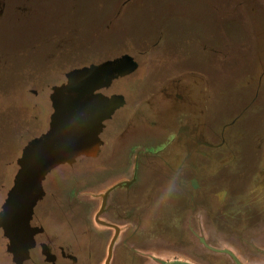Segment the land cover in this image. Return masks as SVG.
<instances>
[{"label":"rangeland","instance_id":"rangeland-1","mask_svg":"<svg viewBox=\"0 0 264 264\" xmlns=\"http://www.w3.org/2000/svg\"><path fill=\"white\" fill-rule=\"evenodd\" d=\"M125 54L137 63L136 68L114 79L112 87L104 90L108 95L123 94L125 103L119 107L118 98L115 111L96 117V122L106 120L101 138L91 126L85 130L76 125L62 134L59 131L55 139L61 142V159L78 160L56 167L44 181L47 211L61 217L76 214L74 225H78L80 236L85 228L97 234L99 239L91 256L94 264L102 260L110 236V229L93 219L103 189L111 182L127 179L125 185L115 188L109 205L100 212L103 218L120 221L144 195L153 194L150 186L167 188L170 181L164 174L170 169L172 174H180L183 159H165V155L163 159H152L150 149L157 143L150 136L161 134L152 129L164 123L160 111L171 112L179 105L189 112V119L196 118L200 110L208 111V129L204 133L195 131L194 136L212 139L229 115L252 106L249 123L258 132L250 137L244 130L242 144L248 151L256 148L257 152L247 156L258 159L257 168H264V0H0V209L24 144L64 116L53 115L52 86L64 84L66 73L73 68ZM210 60L215 63L213 73H208L206 65ZM98 110L91 109L82 120L88 114L105 111ZM247 120L240 124H248ZM142 125L145 130L141 133ZM237 132L230 129L223 141L230 159L235 157ZM61 135L63 139L58 140ZM158 138L161 142L169 140ZM125 144L127 159H116ZM96 147H101L100 155L108 159H88V150H98ZM191 149H195L193 141ZM136 156L141 159H134ZM206 172L192 175L203 185H213L206 182ZM256 176L258 172L248 175L245 171L237 181L231 177L214 182L206 193L201 188L192 190L188 180H183L193 199L197 193L203 194L198 202H203L208 193L227 189L225 221L221 225L225 231L248 238L264 233V191H247ZM171 182L180 183L177 178ZM238 193L242 202L254 199V207L245 213L230 208L231 204L236 206ZM208 199L216 204L215 194ZM60 204L69 208L62 212L57 208ZM248 213L256 217L252 227L244 223L243 214ZM58 227L51 228L55 234L60 231ZM7 229L5 232L10 227ZM24 231L30 232L27 226ZM26 240L25 244L17 242L16 248L23 251L34 246V235ZM208 240L222 244L214 234ZM7 241L0 228V264H5L9 254ZM257 246V252L263 253L264 241Z\"/></svg>","mask_w":264,"mask_h":264},{"label":"flooded vegetation","instance_id":"flooded-vegetation-1","mask_svg":"<svg viewBox=\"0 0 264 264\" xmlns=\"http://www.w3.org/2000/svg\"><path fill=\"white\" fill-rule=\"evenodd\" d=\"M210 52L213 51L210 50ZM209 59L211 58L209 57ZM190 61L193 63L192 59ZM213 63L212 60L207 61L208 73L214 72ZM104 90H96L89 98V105L98 106L99 110L95 109L98 111L105 109L104 113L88 114L86 123L82 125L85 130L91 126L96 133L98 132L100 138L102 133L106 132V120L101 119V122L99 120L98 123L96 117H102L106 115L105 112L117 109L105 98ZM252 111V106H245L242 110L233 112L235 115H229L230 119L221 123V129L214 131L216 134L214 137L211 136L212 139L204 136V139H199L196 135L194 136L195 131H201V133L206 131L208 111L204 109L198 111L194 119H189L191 116L189 112L179 105H175L171 112L160 111V116L164 119L163 127L158 128L155 125L152 130L161 133L158 136L169 138V140L161 142L158 136H150V139L157 143L150 149L152 159H163L164 155L165 159H183L179 167L180 174L176 171L172 174V169H170L168 173L164 174L170 181V184L166 185L167 188H163L160 184L150 186L153 194L146 197L144 195L136 208L128 212L120 221L103 218L100 212L109 205L115 188L125 185L127 179L117 180L118 182H114V184L111 182L103 189L100 205L95 211L93 219L97 224L109 228L110 236L99 264H171L174 260L188 261L194 264H264V252L258 253L256 250L258 249L257 244H263L264 233L252 234L246 238L240 233L225 231L224 225H221L225 221L226 213L223 202L224 196L227 195L225 193L227 189H219V192L216 191L212 195L208 193L203 202H198V198L203 194L197 193L193 199V195H188V185L184 181L188 180L192 190L201 188V191L206 193L208 188L214 186V182L231 177L235 179L233 181H237L245 171L248 175L258 172L262 180L256 176L252 179L251 186L247 191L252 194L264 191V168H257L258 159H249L247 156L257 150L255 148L248 151V147L246 149L245 144H242L244 130L250 133V137L251 134L256 136L255 133L258 132L255 130L256 126L249 123V112ZM85 115L80 111L75 113L73 118L81 120ZM246 118H248V124L241 125V121ZM68 119L67 117L60 119L58 123H53L51 128L27 140L22 148V158L17 159V170L0 209V228L10 247L7 248L9 254L5 257V264H94L91 263V256L95 250L97 239H99L97 234L85 228L84 233L80 236L78 225H74L77 215H66L65 213L61 217L56 212L50 213L47 211L48 204L44 200L46 195L44 181L47 175L60 165L72 164L78 160V158L61 159V142L57 147L55 146L58 143L56 137H51L52 139L49 141L46 139V135L51 133L57 124L68 121ZM230 129L240 132V134H235L234 145L236 146L233 159H230L231 156L223 142L227 139L226 133ZM139 130L141 133L145 130L143 125L139 127ZM263 137L264 131L261 133V138ZM192 141L195 147L193 151L191 149ZM158 144L160 145L158 146ZM90 145L89 140L87 148ZM76 147L78 148V145ZM127 147L126 144L122 146L121 155L116 156V159H127V156L124 155L127 152ZM96 148L98 150L94 148V150H88L91 151L90 154L88 152L87 156L90 157L88 159H92V157L108 159L107 156L100 155L101 147ZM78 154L81 156L83 152ZM252 156L254 158L255 154ZM137 158L141 159L138 156L134 159ZM138 166L137 162V170ZM202 171H207L206 182H211L213 185L206 183L203 185L197 176L192 175V173L197 175V172ZM136 174L137 172H135ZM172 178H177L180 183L173 184ZM129 179H132V176ZM18 180L21 182H17L16 185ZM245 183L244 180L243 186ZM214 194L217 199L216 204L212 205L208 197L214 196ZM239 195L240 193L236 195L238 198L235 201L236 206L231 204L230 208H234L237 210L236 212L245 213L246 210L249 211L248 208L254 207V199L252 202L248 199L242 202L239 198L241 195ZM55 198L58 202L59 195ZM102 205L103 207H101ZM57 208L64 212L65 208H69V205L60 204ZM249 213L248 215L243 214L244 223L249 222L248 227H252L256 217ZM195 214L196 216H194ZM14 216H16L15 220ZM193 218L196 219V223H193ZM57 224L60 231L55 234L51 228ZM83 225L85 227V224ZM25 226L30 232L24 231ZM7 227H10L9 232H5ZM212 234L217 235L222 244H212L208 240V236ZM33 235L35 239L33 247L24 249L23 246V251L16 248L17 242L25 244L26 238ZM39 238H45V242L40 241Z\"/></svg>","mask_w":264,"mask_h":264},{"label":"water","instance_id":"water-1","mask_svg":"<svg viewBox=\"0 0 264 264\" xmlns=\"http://www.w3.org/2000/svg\"><path fill=\"white\" fill-rule=\"evenodd\" d=\"M136 66L137 63L133 58L125 54L121 57L106 60L98 64H89L68 71L65 75L66 82L64 84L52 86L53 93L50 95V98L55 111L53 115L58 116L63 114V118L67 117L69 119L68 121H62L57 124V127L53 128V131L46 135V139L49 141V139H52L51 137H57L59 131L62 134L65 129L85 124L86 121L82 120V118L81 120H77L73 117L77 112L82 111L83 114H87L91 109L99 108L95 105H89L90 95L94 94L96 90L110 85L114 79L131 73ZM63 137L64 135H61L57 139L60 140L63 139ZM59 143H56L55 146L59 147ZM17 182L20 183L21 181H16V185ZM15 218L16 216H14V220ZM172 264L194 263L174 260L172 261Z\"/></svg>","mask_w":264,"mask_h":264},{"label":"crops","instance_id":"crops-1","mask_svg":"<svg viewBox=\"0 0 264 264\" xmlns=\"http://www.w3.org/2000/svg\"><path fill=\"white\" fill-rule=\"evenodd\" d=\"M113 82L114 81H112L111 84L108 85V86H106L104 89H108V88L112 87ZM105 98L110 101L111 105L112 104L117 105L119 103V100L121 101L119 107L122 106L125 103V99L123 97V94L122 95H119V94H116V93H110L109 95L106 94L105 95ZM118 98H121V99L118 100Z\"/></svg>","mask_w":264,"mask_h":264},{"label":"bare ground","instance_id":"bare-ground-1","mask_svg":"<svg viewBox=\"0 0 264 264\" xmlns=\"http://www.w3.org/2000/svg\"><path fill=\"white\" fill-rule=\"evenodd\" d=\"M179 261H181V260H179ZM172 264V263H171Z\"/></svg>","mask_w":264,"mask_h":264}]
</instances>
